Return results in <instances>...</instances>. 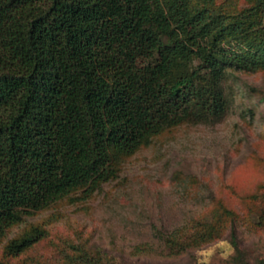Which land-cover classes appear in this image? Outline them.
Returning <instances> with one entry per match:
<instances>
[{"label":"trees","instance_id":"trees-1","mask_svg":"<svg viewBox=\"0 0 264 264\" xmlns=\"http://www.w3.org/2000/svg\"><path fill=\"white\" fill-rule=\"evenodd\" d=\"M260 70L264 0L239 13L215 0H0V238L76 188L108 181L112 154L219 119L222 82ZM215 213L194 238L175 232L165 247L180 254L213 242L228 218L235 226L233 211ZM44 236L32 228L3 257Z\"/></svg>","mask_w":264,"mask_h":264},{"label":"rangeland","instance_id":"rangeland-1","mask_svg":"<svg viewBox=\"0 0 264 264\" xmlns=\"http://www.w3.org/2000/svg\"><path fill=\"white\" fill-rule=\"evenodd\" d=\"M215 1L229 13L255 3ZM221 86L227 105L219 119L185 122L134 153L112 154L108 181L76 188L11 226L0 238V263L264 264V70ZM223 208L235 226L228 218L213 242L176 255L165 247L175 232L194 238ZM32 228L44 238L4 258L6 245Z\"/></svg>","mask_w":264,"mask_h":264}]
</instances>
